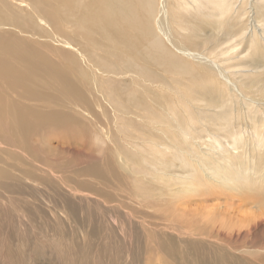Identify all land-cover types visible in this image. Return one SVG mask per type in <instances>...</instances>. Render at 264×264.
Returning <instances> with one entry per match:
<instances>
[{
	"label": "rangeland",
	"instance_id": "1",
	"mask_svg": "<svg viewBox=\"0 0 264 264\" xmlns=\"http://www.w3.org/2000/svg\"><path fill=\"white\" fill-rule=\"evenodd\" d=\"M81 1L0 0V20L14 21L0 43L17 37L25 55L44 57L30 68L0 53L10 65L0 74V251L10 263L0 264H264V0H229L225 14L167 6L178 23L160 32L152 22L156 42L189 74L144 60L137 49L154 36L124 26L109 41L97 30L118 20L117 0L84 4L97 14L90 29L72 19L67 54L38 16L63 21ZM91 50L110 54L112 69ZM195 59L236 89L216 76L195 91L216 75Z\"/></svg>",
	"mask_w": 264,
	"mask_h": 264
},
{
	"label": "bare ground",
	"instance_id": "2",
	"mask_svg": "<svg viewBox=\"0 0 264 264\" xmlns=\"http://www.w3.org/2000/svg\"><path fill=\"white\" fill-rule=\"evenodd\" d=\"M20 1H22V0H20ZM46 1L49 3L59 2V0H46ZM93 1L94 0H82L79 3L72 5L73 8L68 10L69 13L63 19L64 22L58 21L53 16L54 14L49 15L47 12H46V17H48L49 21H48V19L45 18V16L44 17L38 16V21L44 22L46 24V26L49 28V30L51 31L50 39L52 41H57L58 44H60L64 48H67L68 50L65 52L69 55L71 54L70 51L75 49V44H73L74 39L72 36V33H74V30L72 28H70L73 25H75L74 22L72 21V19L76 18V19L80 20L81 21L80 24L83 23L87 28L90 29L92 23L88 22L87 20L94 22V20L92 18H94V16L97 13L95 15H89V14L85 13L84 12V6H85L84 4L88 3V2H93ZM153 1L154 0H117L118 4L121 5V12H120V14L118 16V20H117L118 22L115 20L111 21V28L107 33H104L102 30H99V29H97V30L99 32H101L109 41H112L113 39H115V37L117 36L121 27L124 28V26H126L127 28H130L136 36H142V39H144V40H150V38L154 36L155 38H153V41L150 42V44L148 46L143 47V48L139 47V49H137L138 53L143 54L144 60H145V56L149 55L148 57L150 60L161 62L163 64V66H165V67L173 65L175 63L177 68L179 70H181V74L192 73L187 62H186V64H184L183 62H180L183 60L180 57H176V59H173L171 55H175V54H173L172 52H169L168 48L160 40L158 42H156V39L159 37V34L156 32L154 26L160 32H162L161 31L162 27L168 28L170 24H174V23L177 24L178 23V21H176L177 20L176 19L177 12L173 11V10H167V6H171L173 4V2H175L176 5H179L181 10H184V11H189L190 6L192 7L194 4H198V3L201 4V9L197 10V11H202L204 9V7L208 6V5L214 6L216 11L219 14H225L226 12L232 11L233 8H231L232 7L231 3L230 4L228 3L229 0H162V1H160V3L161 2L163 3L165 10L159 9V11H157L155 5L152 4ZM61 2L65 5V7L69 6V4H70L69 0H61ZM48 8H49V5H48ZM87 9H88V7H87ZM98 11H100V13L98 14V18H101L103 20H109V18L107 17L108 8L101 7ZM184 11H183V13L186 14V12H184ZM205 14H206V12H204V13L200 12V15H205ZM66 17L68 18V22H66L67 21ZM179 17H182V14H181V16L179 15ZM235 17L239 18L240 17L239 13L238 14L236 13ZM153 18H155V19H153ZM180 20H182V19H180ZM11 21L14 23V21L12 19H10V17L4 18L3 20H0V32L2 33L1 35H3L5 38H8L11 36V33H9V27L11 26ZM152 22H153L154 26L152 25ZM182 22L184 23V20L181 21V23ZM62 26L65 27L66 29H63ZM78 27L80 28L81 25ZM183 29H184V27L182 28V30ZM63 30H69V31H68V33H66ZM121 32H122V29H121ZM255 33L256 32L254 30V32H252V34H255ZM3 36H2V39H4ZM260 39H262L261 36H260ZM21 44H23L21 39H19L17 37H11L8 41L0 43V53L7 55V57H8L6 59L7 62L10 61L9 58L14 60L16 58V55H18L19 57H22V62H23V64H26V65L33 63V57H35L34 61L35 60H37V61L42 60V58H44V57H42V55L38 54L36 51H33L30 55H25L24 51L22 50L23 46ZM235 46H237L236 43H235ZM84 48H85V46L81 45V50L79 47H78V50L77 49L76 50L78 53L81 54V52L82 53L85 52ZM92 49L96 50L95 48H92ZM94 50L87 51V55L92 56L93 58H95L97 60H101L102 61V63H101L102 67L104 69L111 70L112 69V63L110 62V59L112 56L110 54H108L105 56V58L104 57L101 58L99 55H97V53ZM9 56H14V57H9ZM6 61L4 59H0V70H1L0 74H2L3 71H5V70L10 71V65ZM192 62L194 64L197 62L198 63L197 66H200V67L216 74L215 76H213L210 84L202 83L199 81H194L193 82V89L195 91L200 92V93H207V91L209 89L213 88L216 84H218V81L220 79L224 84H232V83L227 82L230 80L229 75H227L226 77L220 78L221 75H223V73H221V75H220L217 72V70L212 66L211 63L207 64V63L200 61L199 59L192 60ZM31 66H33L32 68H34V65H29L30 68H31ZM120 68L121 67L118 65L117 69H120ZM52 73L55 75L56 71L55 72L52 71ZM2 76H4V74ZM216 76L217 77L220 76L219 77L220 79L218 78V80H217ZM241 79H239V81H242ZM231 86L233 89H236V87H237L236 83L232 84ZM0 105L2 107L6 105L4 100L0 101ZM8 109H10V107ZM27 109L28 108H23L20 112V116H22L25 119L26 123H28V117H30V116L26 115ZM12 110L15 113H17V111H15L14 107ZM31 117H33V116H31ZM18 118H19V116H18ZM36 118H38V117H33V119L29 123L30 125H32V127L36 123H38V121H39ZM12 121L15 122L14 120H12ZM28 127H30V126H28ZM25 134H26V132H25ZM234 136H237V134L234 133ZM235 140H236V138H233V143H232L233 145L236 144ZM215 152H216V154L218 153V155H220L219 159H223L227 155V153L223 152L221 149L219 151L216 150ZM9 218H11V217H9ZM20 224L21 223H19V225ZM13 250H15V249H13ZM0 256H1L0 262H4L3 259H7L8 262L10 263L9 257L5 253L2 254V252L0 251ZM59 261H61V258Z\"/></svg>",
	"mask_w": 264,
	"mask_h": 264
}]
</instances>
